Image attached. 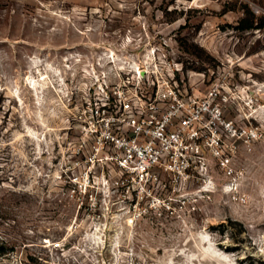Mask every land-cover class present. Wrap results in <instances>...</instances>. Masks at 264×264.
Masks as SVG:
<instances>
[{
    "label": "rangeland",
    "instance_id": "1",
    "mask_svg": "<svg viewBox=\"0 0 264 264\" xmlns=\"http://www.w3.org/2000/svg\"><path fill=\"white\" fill-rule=\"evenodd\" d=\"M164 56L218 85L229 161L86 185L84 102ZM0 264H264V0H0Z\"/></svg>",
    "mask_w": 264,
    "mask_h": 264
},
{
    "label": "built area",
    "instance_id": "2",
    "mask_svg": "<svg viewBox=\"0 0 264 264\" xmlns=\"http://www.w3.org/2000/svg\"><path fill=\"white\" fill-rule=\"evenodd\" d=\"M151 61L111 84L103 98L84 102L74 155L86 185L116 175L128 190L150 192L165 176L179 184L203 174L213 158L229 161L241 132L225 116L218 85L199 94L197 80L188 86L181 78L180 63Z\"/></svg>",
    "mask_w": 264,
    "mask_h": 264
}]
</instances>
